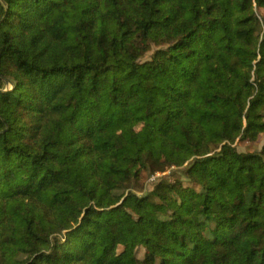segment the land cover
Masks as SVG:
<instances>
[{"label":"trees","instance_id":"16d2710c","mask_svg":"<svg viewBox=\"0 0 264 264\" xmlns=\"http://www.w3.org/2000/svg\"><path fill=\"white\" fill-rule=\"evenodd\" d=\"M236 1L0 0V264H264V0Z\"/></svg>","mask_w":264,"mask_h":264},{"label":"rangeland","instance_id":"374dc122","mask_svg":"<svg viewBox=\"0 0 264 264\" xmlns=\"http://www.w3.org/2000/svg\"><path fill=\"white\" fill-rule=\"evenodd\" d=\"M236 3L239 4L240 1L238 0L236 1ZM209 104L211 105L212 108L216 110H220L222 108V106L219 104L218 101L211 98L209 99ZM227 114L229 119H233L234 116L232 114L230 113ZM199 136L202 138V140L200 143L199 152L197 153V155H195V158L202 159L205 156L214 153L217 150V147L213 146L212 143L204 139V137L206 136V132L204 130L201 129L199 130ZM261 144L262 142L259 143L254 142L250 134L248 133L247 138L243 142L240 143L238 139L237 149L240 151L246 150L247 147L251 149L253 148L259 149L261 147ZM191 161L192 159H182L180 161L181 163L180 162H174L171 164L169 163L162 170H156V171H149L144 167L139 173L137 179L135 180L138 183L134 187V189H137V192L140 195H144L152 189L154 183H157L160 180L173 181L178 177L184 178L183 171L185 168L186 169L188 168ZM206 224L207 226L212 225L213 227V224H209L208 222ZM207 236H211L210 232L207 233Z\"/></svg>","mask_w":264,"mask_h":264}]
</instances>
